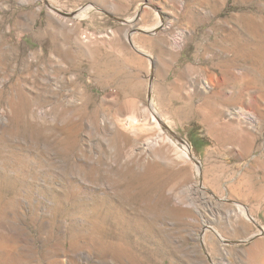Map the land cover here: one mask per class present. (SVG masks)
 <instances>
[{
    "label": "rangeland",
    "instance_id": "1",
    "mask_svg": "<svg viewBox=\"0 0 264 264\" xmlns=\"http://www.w3.org/2000/svg\"><path fill=\"white\" fill-rule=\"evenodd\" d=\"M261 152L264 0H0V264H264Z\"/></svg>",
    "mask_w": 264,
    "mask_h": 264
},
{
    "label": "crops",
    "instance_id": "2",
    "mask_svg": "<svg viewBox=\"0 0 264 264\" xmlns=\"http://www.w3.org/2000/svg\"><path fill=\"white\" fill-rule=\"evenodd\" d=\"M217 130L219 132V136H221L222 134L226 136L227 124L225 123L223 125H219ZM252 167L257 171L258 184L260 188H264V152L257 153ZM261 190L264 191V189Z\"/></svg>",
    "mask_w": 264,
    "mask_h": 264
},
{
    "label": "bare ground",
    "instance_id": "3",
    "mask_svg": "<svg viewBox=\"0 0 264 264\" xmlns=\"http://www.w3.org/2000/svg\"><path fill=\"white\" fill-rule=\"evenodd\" d=\"M147 22H148L147 19L144 18L142 23H144V25H145V24H147ZM137 40L140 42V44H146L148 42V39H145V38H142V37H139ZM219 87H220V85H219ZM258 242L259 241H256V243H258Z\"/></svg>",
    "mask_w": 264,
    "mask_h": 264
},
{
    "label": "water",
    "instance_id": "4",
    "mask_svg": "<svg viewBox=\"0 0 264 264\" xmlns=\"http://www.w3.org/2000/svg\"><path fill=\"white\" fill-rule=\"evenodd\" d=\"M63 14H65V15H70L69 13H63ZM180 139V138H179ZM181 141H183L182 139H180Z\"/></svg>",
    "mask_w": 264,
    "mask_h": 264
}]
</instances>
